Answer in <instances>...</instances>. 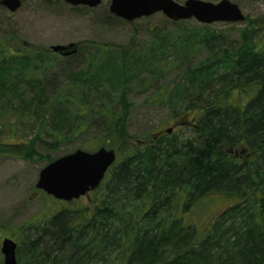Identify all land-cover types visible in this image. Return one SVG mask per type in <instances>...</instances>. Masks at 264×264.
I'll return each mask as SVG.
<instances>
[{"label": "trees", "instance_id": "1", "mask_svg": "<svg viewBox=\"0 0 264 264\" xmlns=\"http://www.w3.org/2000/svg\"><path fill=\"white\" fill-rule=\"evenodd\" d=\"M260 20L246 18L241 43L210 44V57L171 89L154 93L156 102L177 106L176 123L189 128V136L174 131L152 141L137 138L129 131L132 104L125 92L98 108L105 135L86 148H114L117 160L87 200L58 201L43 224L20 229V264H264V17ZM92 45L97 61L105 48ZM0 48V92H5L18 82L7 81L8 65L30 61L6 43ZM27 51L38 58L49 54L38 46ZM112 62L108 55L96 71L91 66L83 71V88L90 74L104 77ZM35 142L22 150L23 157L39 154ZM15 154L0 143V155ZM213 201L212 214L202 219ZM218 202L229 206L217 212Z\"/></svg>", "mask_w": 264, "mask_h": 264}, {"label": "rangeland", "instance_id": "2", "mask_svg": "<svg viewBox=\"0 0 264 264\" xmlns=\"http://www.w3.org/2000/svg\"><path fill=\"white\" fill-rule=\"evenodd\" d=\"M111 1L102 0L99 6L91 7L65 0H23L14 13L0 6V44L6 43L13 53L24 54V60L30 61L22 66L8 65L11 73H7V81L18 82L14 90L0 92V143H7L16 153L0 155V264L5 258L1 249L5 237L18 243L23 226L43 224L59 207V200L37 187L42 169L79 149H99L86 148L96 146L95 139L105 135L98 108L114 104L125 92L132 104L129 131L137 138L152 141L168 128L179 136H189V128L176 127L177 106L156 102L154 93L166 86L171 89L190 67L210 57V44L226 47L239 39L241 43L240 31L248 25L246 20L211 24L195 18L174 21L163 12L128 22L111 13ZM175 1L183 4L186 0ZM230 1L239 5L247 19L262 21L264 0ZM71 43L77 52L68 57L48 50ZM95 43L105 48L98 52L97 61ZM30 46L42 47L49 54L38 58L27 51ZM108 55L114 60L110 70H103L104 77L97 80V75L90 74L92 81L83 88L81 73L89 66L96 71ZM38 94L42 97L36 99ZM187 120L194 122L192 116ZM32 139H36L39 154L30 160L23 157L22 150ZM216 201L202 212V219L212 214ZM228 206V202H218L215 209L220 212Z\"/></svg>", "mask_w": 264, "mask_h": 264}, {"label": "water", "instance_id": "3", "mask_svg": "<svg viewBox=\"0 0 264 264\" xmlns=\"http://www.w3.org/2000/svg\"><path fill=\"white\" fill-rule=\"evenodd\" d=\"M72 5H88L97 7L102 0H65ZM22 0H0V5L7 7L11 12L21 8ZM110 11L115 16L128 22H133L142 17L163 12L174 21L195 18L204 24L217 21L243 22L245 15L239 5L222 0L213 3L205 0H186L183 4L175 0H112ZM75 44L53 45V52L71 55L76 49L69 50ZM168 132H172L169 129ZM117 158L114 149L100 148L96 152L82 149L61 157L44 167L40 173L37 187L55 199L73 201L88 195L97 189L109 169ZM5 256L4 264H19L17 258L18 243L10 237H5L1 246Z\"/></svg>", "mask_w": 264, "mask_h": 264}, {"label": "flooded vegetation", "instance_id": "4", "mask_svg": "<svg viewBox=\"0 0 264 264\" xmlns=\"http://www.w3.org/2000/svg\"><path fill=\"white\" fill-rule=\"evenodd\" d=\"M4 7V6H3ZM6 9H8L7 7H5ZM9 10V9H8ZM10 11V10H9ZM164 132H160V133H157L156 135V138L160 137Z\"/></svg>", "mask_w": 264, "mask_h": 264}]
</instances>
